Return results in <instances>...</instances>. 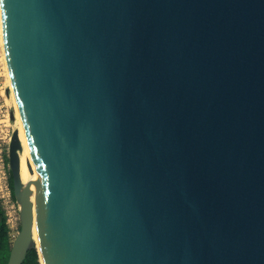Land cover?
I'll use <instances>...</instances> for the list:
<instances>
[{"label": "water", "instance_id": "1", "mask_svg": "<svg viewBox=\"0 0 264 264\" xmlns=\"http://www.w3.org/2000/svg\"><path fill=\"white\" fill-rule=\"evenodd\" d=\"M0 7L27 180L15 131L7 264L37 231L45 264H264V0Z\"/></svg>", "mask_w": 264, "mask_h": 264}, {"label": "built area", "instance_id": "2", "mask_svg": "<svg viewBox=\"0 0 264 264\" xmlns=\"http://www.w3.org/2000/svg\"><path fill=\"white\" fill-rule=\"evenodd\" d=\"M11 138L10 114L3 104L2 83L0 81V204L7 217L9 237L12 243L20 231V206L12 196L9 181L11 171L8 156ZM15 205L18 206V214Z\"/></svg>", "mask_w": 264, "mask_h": 264}, {"label": "rangeland", "instance_id": "3", "mask_svg": "<svg viewBox=\"0 0 264 264\" xmlns=\"http://www.w3.org/2000/svg\"><path fill=\"white\" fill-rule=\"evenodd\" d=\"M0 40H1V32H0ZM6 58L4 54V50L2 44L0 42V81L2 83V91H3V104L5 108L8 110L10 114V131L11 135L15 131L19 132L20 124L17 118V111L14 99L12 97L13 88L9 81V76L7 72ZM22 151L20 152L21 155ZM16 213L18 214V206L15 205ZM37 246V244H36ZM38 248V246H37ZM42 262V261H41Z\"/></svg>", "mask_w": 264, "mask_h": 264}, {"label": "trees", "instance_id": "4", "mask_svg": "<svg viewBox=\"0 0 264 264\" xmlns=\"http://www.w3.org/2000/svg\"><path fill=\"white\" fill-rule=\"evenodd\" d=\"M10 187L12 191V196L15 199L14 193H13V183L11 178V172H10ZM16 200V199H15ZM12 249V243L10 241L9 237V227L7 224V217L5 214L4 209L2 208L0 204V264H7L10 252ZM23 264H41L40 263V257L37 249H31L25 258V261Z\"/></svg>", "mask_w": 264, "mask_h": 264}, {"label": "bare ground", "instance_id": "5", "mask_svg": "<svg viewBox=\"0 0 264 264\" xmlns=\"http://www.w3.org/2000/svg\"><path fill=\"white\" fill-rule=\"evenodd\" d=\"M0 32H1V44L4 50V54H5V58H6V65H7V72H8V76H9V81L11 83V86L13 88V84H12V79H11V75H10V71H9V66H8V61H7V56H6V52H5V45H4V38H3V28H2V19H1V7H0ZM12 97L14 99L15 105H16V111H17V120L20 124L19 127V138L20 141L22 143L23 146V151L21 153V178L23 180L24 183L27 182L26 177H25V131H24V127H23V123H22V119H21V115L19 112V107H18V102L14 93V89H13V93H12ZM34 191V190H33ZM33 202H35V196L33 195L32 197ZM34 240L38 246L39 252H40V257H41V261L42 264H45V260H44V253H43V249H42V245H41V241H40V237H39V233L38 231L34 234Z\"/></svg>", "mask_w": 264, "mask_h": 264}]
</instances>
